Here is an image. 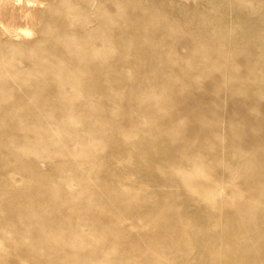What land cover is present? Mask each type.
Instances as JSON below:
<instances>
[{
  "label": "rangeland",
  "instance_id": "rangeland-1",
  "mask_svg": "<svg viewBox=\"0 0 264 264\" xmlns=\"http://www.w3.org/2000/svg\"><path fill=\"white\" fill-rule=\"evenodd\" d=\"M0 264H264V0H0Z\"/></svg>",
  "mask_w": 264,
  "mask_h": 264
},
{
  "label": "bare ground",
  "instance_id": "bare-ground-1",
  "mask_svg": "<svg viewBox=\"0 0 264 264\" xmlns=\"http://www.w3.org/2000/svg\"><path fill=\"white\" fill-rule=\"evenodd\" d=\"M28 4V3H27Z\"/></svg>",
  "mask_w": 264,
  "mask_h": 264
}]
</instances>
